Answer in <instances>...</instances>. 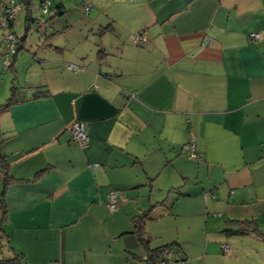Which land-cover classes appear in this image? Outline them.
I'll return each instance as SVG.
<instances>
[{
  "label": "crops",
  "instance_id": "crops-1",
  "mask_svg": "<svg viewBox=\"0 0 264 264\" xmlns=\"http://www.w3.org/2000/svg\"><path fill=\"white\" fill-rule=\"evenodd\" d=\"M49 2L54 17L34 22L36 48L14 60L0 96L1 106L16 86L28 99L0 113L12 256L146 264L134 228L144 214L148 248L177 250L160 264H208L222 246L264 249L254 234L228 232L253 221L264 234V0ZM31 7L25 23L37 20ZM75 123L86 146L70 141ZM111 191L124 199L115 212Z\"/></svg>",
  "mask_w": 264,
  "mask_h": 264
},
{
  "label": "rangeland",
  "instance_id": "rangeland-1",
  "mask_svg": "<svg viewBox=\"0 0 264 264\" xmlns=\"http://www.w3.org/2000/svg\"><path fill=\"white\" fill-rule=\"evenodd\" d=\"M6 4V5H5ZM31 15L37 19L36 23H42L45 18H47L49 15L45 14L42 15L41 13V6L39 5L38 0H31ZM12 5H18L17 2H14L13 0H0V9H2L4 6L10 7ZM24 13L22 11V7L19 10V13L15 17V20L13 21L14 23V28L12 32L14 33V36L16 39L20 40L24 34H25V40L23 42V47L18 50L15 58L10 57L8 60V63L10 66L8 67L5 64L6 61V56L4 55V45L0 47V96H2L1 91L3 92H9V87L11 81L16 77V74L14 72L15 66H14V60L17 59L20 60L22 56H26L27 58L30 57L31 55L28 54L30 51L31 45H33V48H36L34 45V42L36 41V38L38 36V32L42 30V25L41 27L37 26L36 23H30V29L25 32V20H24ZM52 22H56L55 20ZM38 23V24H39ZM20 43L18 41V45L16 48H19ZM42 51L39 52V54ZM17 57V58H16ZM14 58V59H13ZM13 62V65L11 63ZM28 61H25L24 64L27 65ZM24 67L26 68V66ZM24 67L22 69H24ZM26 70V69H25ZM21 72L19 71V74ZM20 83L24 81L22 73L20 74L19 77ZM7 98V97H6ZM1 193V192H0ZM3 225H1V215H0V229L2 228ZM5 235L7 236V233L5 230H0V264H17L15 263L14 257L11 254V250L9 247V244H7V241L5 239ZM234 242H238V240H234ZM259 246V245H256ZM229 249L227 252H222V255H219V257L215 256H207L208 258V264H264V249L258 248L259 253H257V250L255 247L248 245L247 243L243 244H237L236 247L234 245L228 247ZM238 249V250H236ZM193 264H198L196 263V260L193 261Z\"/></svg>",
  "mask_w": 264,
  "mask_h": 264
},
{
  "label": "built area",
  "instance_id": "built-area-1",
  "mask_svg": "<svg viewBox=\"0 0 264 264\" xmlns=\"http://www.w3.org/2000/svg\"><path fill=\"white\" fill-rule=\"evenodd\" d=\"M50 7L49 0H44L41 4V13L45 15L48 13ZM21 9V5H12L10 7L4 6L0 9V44L4 45V55L6 56L5 64L9 67L10 64L8 63L9 58L15 56L17 53V45L18 40L14 36V33L11 30V24L15 20V17L19 13ZM89 8H86V11ZM258 39V34L252 33L250 34V40L255 41ZM132 41L136 44H142L145 39L140 35L136 34L132 36ZM71 69H75L74 66H71ZM70 132V141L72 144L78 145L80 147L86 146L88 144V136L83 128L81 123H75L68 128ZM186 148L190 150V158L191 159H200L201 157L198 156L195 152V139L191 138L189 142L186 144ZM0 176H2V169L0 167ZM123 196L116 192L111 191L108 195V208L110 212H115L118 207V202L123 201ZM229 249L227 246H222V251L227 252ZM170 257L167 256L166 259Z\"/></svg>",
  "mask_w": 264,
  "mask_h": 264
},
{
  "label": "trees",
  "instance_id": "trees-1",
  "mask_svg": "<svg viewBox=\"0 0 264 264\" xmlns=\"http://www.w3.org/2000/svg\"><path fill=\"white\" fill-rule=\"evenodd\" d=\"M43 1L44 0H42L41 3ZM30 4H31V0H21L20 1V5H21L22 9L25 10L27 14L30 12ZM34 22H36V21H32L30 18H26L25 32H27L30 29V23H34ZM25 37L26 36L24 34V36L20 40L18 39L20 46L17 49V52H18V50H20L23 47L22 44L25 40ZM99 53H101V51H99L98 54ZM15 56H13V57L15 58ZM25 101H28V99L21 96V94L19 95L18 87L12 86V88L10 90L9 98L7 99V101L3 105L0 106V113L4 112L11 104H19V103H23ZM0 167L3 170V174L1 177L6 180V178H7L6 177V165L4 164V162L1 158H0ZM5 183H6V181H5ZM3 193H4V191L2 192V195H0L1 224L4 222V217L6 215V208H5ZM145 217H146V215L144 214V215L137 218V220L135 222V226H134L135 233L137 235V239H138V242L140 243V245L142 247H144V249L148 252L147 257L145 259L146 264H160L163 261V258L166 257L170 253L169 251L171 249H173L174 247L167 245V246L159 247V248H155V249H149L148 248V238L144 235V227L142 224ZM234 225H235L236 229L228 230V232H230L231 234H237V235L254 234L255 236H258L259 238H261L264 241V234H261L258 231L255 222H253V221L235 222ZM164 251H166V252H164ZM21 257H22V255H19V256H17V258L14 257V259H11V260H14L15 263H17V264H22L19 261V258H21Z\"/></svg>",
  "mask_w": 264,
  "mask_h": 264
},
{
  "label": "water",
  "instance_id": "water-1",
  "mask_svg": "<svg viewBox=\"0 0 264 264\" xmlns=\"http://www.w3.org/2000/svg\"><path fill=\"white\" fill-rule=\"evenodd\" d=\"M53 17H54V15L48 16L47 18H45V22L50 21ZM176 251H177L176 249H173L174 255L176 254ZM164 260H166V258H164ZM173 261H177V259H174Z\"/></svg>",
  "mask_w": 264,
  "mask_h": 264
}]
</instances>
